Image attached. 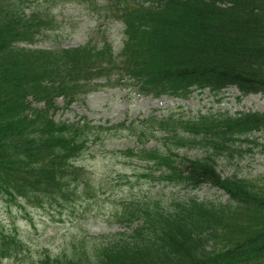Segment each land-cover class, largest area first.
<instances>
[{"label":"trees","instance_id":"16d2710c","mask_svg":"<svg viewBox=\"0 0 264 264\" xmlns=\"http://www.w3.org/2000/svg\"><path fill=\"white\" fill-rule=\"evenodd\" d=\"M40 1L49 0H0L3 199L32 204L66 199L81 174L87 179L75 161L95 138L94 130L103 127L86 119L60 121L55 114L59 98L71 105L98 78L155 98H187L195 90L220 93L230 87L240 97L264 98V0H109L125 26L118 51L107 42L21 46L53 24L49 7L31 10ZM151 121L150 134L163 130L176 146L167 152L142 146V156L165 167L155 178L186 190L209 185L227 199L187 196L163 210L123 204L114 217L130 231L93 238L96 245L81 253L45 255L34 264H264V182L224 176L218 169L220 155L241 151L239 140L253 142L250 137L264 133V112ZM192 146L205 154L192 158L175 151ZM19 257L33 263L21 241L0 224V261Z\"/></svg>","mask_w":264,"mask_h":264},{"label":"rangeland","instance_id":"374dc122","mask_svg":"<svg viewBox=\"0 0 264 264\" xmlns=\"http://www.w3.org/2000/svg\"><path fill=\"white\" fill-rule=\"evenodd\" d=\"M108 1L32 3L31 10L51 6L54 21L51 28L45 29L33 42L21 45L54 48L100 46L108 42L118 51L125 28L118 16L111 12ZM239 95L237 89L230 87L220 93L196 90L188 98H154L138 94L132 86L98 78L71 105H64L59 98L57 120L71 122L86 118L103 127L97 129V137L88 143L75 161V166L85 173L87 179L81 174L80 184L71 188L66 199L59 196L41 205L28 203L25 199L6 200L0 195V223L4 231L21 241L25 255L34 264L45 255L81 253L83 247L89 248L93 238L130 231L126 222H117L114 217L115 211L123 204L142 203L146 209L163 210L162 207H170L174 200H183L187 196L225 201L227 197L209 185L186 190L171 181H158L155 177L165 167L154 166L148 154V157L142 156V146L150 150L158 148L162 152L176 147L170 139L171 134L160 129L154 136L150 134L151 120L155 118H193L202 114H235L250 110L264 112V98L260 94L243 98ZM122 122L126 127L107 129V126ZM250 138L253 142L241 139L236 143L241 151L233 156L220 155L218 169L224 176L236 174L264 182V133H255ZM175 151L192 158L205 154V150L198 146L176 148ZM0 264L21 263L19 258L7 259Z\"/></svg>","mask_w":264,"mask_h":264}]
</instances>
